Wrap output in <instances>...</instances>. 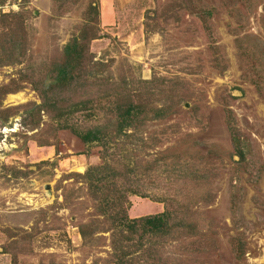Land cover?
<instances>
[{
	"label": "rangeland",
	"instance_id": "obj_1",
	"mask_svg": "<svg viewBox=\"0 0 264 264\" xmlns=\"http://www.w3.org/2000/svg\"><path fill=\"white\" fill-rule=\"evenodd\" d=\"M209 2L215 11L207 30L195 14L181 8L180 0H0L5 46L11 38L22 41L24 34L28 43L20 63L0 65V86L21 85L1 97V106L8 107L9 114L0 127V264H114L108 231H98L86 241L78 233L75 224L87 217L88 202L79 198L72 204L80 212L61 203L62 187L78 184L67 173L82 172L88 164L98 163L100 146H86L58 128L51 112L27 111L39 102L38 93L27 80L18 79L22 73L30 74L27 63L33 65L37 78L39 63L58 54L60 45L84 18L97 21L99 37L87 43L93 59L101 56L113 71L125 68L135 83L138 78H154L147 84H155L154 93L144 92L150 101L176 98L171 115L146 121L142 129L144 145H156L143 147L142 152L149 153L145 158L158 156L156 149L170 147L156 161L162 169L159 186L150 183L147 188L181 199L182 194L196 196L208 188L211 200L195 203L200 211L198 226L206 219L213 226H223V233L217 235L223 262H217L213 253L207 255L206 264H264V102L243 76L229 30L232 18L220 0ZM262 9L258 5L256 11ZM249 27L258 29L255 16H250ZM226 109L231 111L237 133L248 142L247 166L236 163L237 156L232 154ZM171 154L177 157L170 166ZM182 159L190 162L189 169L197 168V175L193 180L166 182L167 168L170 175L181 173ZM234 187L239 189V206L231 212ZM128 199L130 217L163 208V202L149 197L131 194ZM231 216H237L238 229L245 228L248 249L239 261L233 259L226 241L225 227L231 226ZM175 244L164 243L161 257L179 253ZM145 263L144 258L130 262Z\"/></svg>",
	"mask_w": 264,
	"mask_h": 264
},
{
	"label": "trees",
	"instance_id": "obj_2",
	"mask_svg": "<svg viewBox=\"0 0 264 264\" xmlns=\"http://www.w3.org/2000/svg\"><path fill=\"white\" fill-rule=\"evenodd\" d=\"M220 3L233 21L229 30L234 35V47L242 64L243 76L253 84L264 102V0H220ZM258 5H263V9L256 11ZM180 6L195 14L203 28L209 30L208 19L215 11L209 0H180ZM93 8L96 10V3ZM250 16H255L257 30L249 27ZM96 22L84 18L77 31L60 45L58 54L39 63L40 75L37 78L33 77L34 68L30 63L25 64L30 74L22 73L18 77L21 81L27 80L38 93L39 102L32 103L27 111L36 114L39 111L51 112L50 118L55 120L58 128L66 129L86 146H100L98 163L88 164L82 172L67 173L78 184L62 187L61 203L67 204V207L70 205L72 211L80 212L72 204L79 198L81 202H88L86 206L90 210L86 212L87 217L75 224L78 233L86 241L97 236L95 233L98 231H108L114 264H130L135 258H144L145 264H206L207 255L213 253L217 262H223L217 250V235L223 233V226H213L207 219L203 226H198L200 211L195 203L197 200L205 203L211 200L208 188L196 196L182 194V199L176 198V194L154 193L147 188L150 183L159 186L162 169L156 161L164 158L170 147L156 149L154 152L158 156L145 158L149 153L142 152L143 147L153 148L156 145H144L142 129L146 121L171 115L176 98L171 95L150 101L144 92L154 93L155 84L147 86L154 78H138L135 83L128 79L125 68L118 67L117 71H113L101 56L93 59L87 50V43L99 37L95 33ZM1 33L0 65L20 63L28 44L25 34L22 41L11 38L5 46L6 39ZM223 66H220L221 70ZM8 85L0 86V127L5 125L9 114L8 107L1 106L3 93L21 86ZM224 120L232 154L237 156L235 162H244L247 166L245 156L250 152L249 145L237 133L229 109L225 110ZM174 157L177 156L172 155L170 166L176 162ZM182 160V171L176 176L170 175L167 168L166 182L183 178L193 180L197 175V168L190 166L189 169L190 162ZM162 164L168 165V162L162 161ZM145 178L149 183H144ZM237 189L234 187L230 193L231 212L239 206ZM131 194L161 201L163 208L155 213L130 217L126 209L129 206L128 195ZM234 218L237 216H231V226L225 227L228 233L226 241L233 259L239 261L244 258L248 247L243 237L245 228L238 229L240 223ZM228 228L232 233L227 232ZM190 237L192 239L188 242H182V239ZM164 243H177L175 245L180 252L161 257L160 248ZM187 244L189 247H186Z\"/></svg>",
	"mask_w": 264,
	"mask_h": 264
},
{
	"label": "crops",
	"instance_id": "obj_3",
	"mask_svg": "<svg viewBox=\"0 0 264 264\" xmlns=\"http://www.w3.org/2000/svg\"><path fill=\"white\" fill-rule=\"evenodd\" d=\"M46 151H47V152H50V149H47Z\"/></svg>",
	"mask_w": 264,
	"mask_h": 264
}]
</instances>
